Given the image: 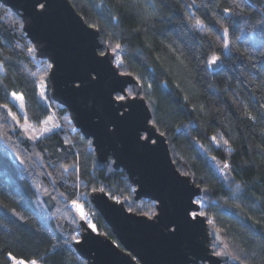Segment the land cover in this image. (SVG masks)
<instances>
[{
	"label": "trees",
	"instance_id": "trees-1",
	"mask_svg": "<svg viewBox=\"0 0 264 264\" xmlns=\"http://www.w3.org/2000/svg\"><path fill=\"white\" fill-rule=\"evenodd\" d=\"M70 2L86 23L97 26L100 53L121 45L125 63L117 65L119 71L131 73L142 85L151 123L167 137L177 169L202 189L195 199L206 201L200 211L217 221L230 248L256 253L249 264H264V0H235L242 10L232 13L223 9L233 7V0H196L195 5L192 0ZM193 16L209 30L193 29ZM224 27L229 29L228 49L223 47ZM29 47L35 49L22 18L0 3V105L18 114L11 94H23L32 125L51 114L62 125L33 142L19 129L13 131L10 117L0 119V264H13L9 253L42 264H88L71 239H80L72 200L79 198L97 233L117 243L91 202L93 189L128 200L130 212L148 217L156 215V203L136 200L126 171L114 169L112 160L108 169L97 166L92 141L75 128L69 110L50 97V60L37 57L36 50L29 54ZM212 54L222 63L214 71L206 63ZM41 80L46 99L39 95ZM127 92L132 95L131 86ZM214 135L229 144L217 148ZM225 162L232 168L227 180L218 172ZM70 165L75 167L64 172Z\"/></svg>",
	"mask_w": 264,
	"mask_h": 264
},
{
	"label": "water",
	"instance_id": "water-1",
	"mask_svg": "<svg viewBox=\"0 0 264 264\" xmlns=\"http://www.w3.org/2000/svg\"><path fill=\"white\" fill-rule=\"evenodd\" d=\"M0 3L22 18L37 57L50 60V97L69 110L75 128L92 141L97 166L108 169L113 161L114 169L126 171L136 200L147 198L156 203V215L148 217L130 212L126 199L117 201L104 191L91 192L92 204L118 243L105 234L91 232L80 219L81 243H74V247L81 258L88 264L230 261L213 254L212 228L206 218H198L203 223L191 220L190 212L200 211L201 206L192 201L202 189L177 169L167 137L151 123L153 116L142 85L133 75L119 71L116 54L109 48L103 55L99 52L103 44L97 29L85 22L70 0ZM221 66L220 59L211 69ZM118 96L125 99L118 100Z\"/></svg>",
	"mask_w": 264,
	"mask_h": 264
},
{
	"label": "snow or ice",
	"instance_id": "snow-or-ice-1",
	"mask_svg": "<svg viewBox=\"0 0 264 264\" xmlns=\"http://www.w3.org/2000/svg\"><path fill=\"white\" fill-rule=\"evenodd\" d=\"M196 0H192V4L195 5ZM41 8L44 7L43 4L40 5ZM236 9H241L242 10V5L240 3H236L235 0H233V7H226L223 9L224 13H232L234 12ZM113 19L115 20L116 18L113 17ZM91 27H97L96 25H91ZM191 27L195 30H198L200 32H207L209 29L207 28L205 21L199 18H195L193 16L192 18V22H191ZM228 35H229V29L227 27L223 28V37H224V43H223V47L225 49L229 48V42H228ZM112 51L114 53H116L115 55V60L117 65H123L125 63V61L121 58L120 56V52L123 51L122 47L120 44H116L115 47L112 49ZM35 52V49L32 47L28 48V53L29 54H33ZM104 53H101V55H103ZM221 59L220 56L216 55V54H212L211 57L206 61L208 66L211 65H215L217 63V61H219ZM182 63V62H181ZM49 68L51 67V65L48 66ZM3 63L0 62V71H3ZM129 75H131V73H128ZM33 75H35V73H33ZM149 88H151V84L148 85ZM40 88L41 91L39 93V95L41 96V98L46 99V92H45V88L46 85L44 83L43 80L40 81ZM12 100L14 102H18V108L21 112H24L25 109V102H24V96L23 94H17L16 92H13L11 94ZM118 100L123 101L125 99L124 96H118L117 97ZM0 108L5 109L6 111L4 113H0V119H3L7 122V118L10 117L11 121H13L15 123V127L13 128V131L19 129L22 134L24 135V137L29 140V141H37L40 140L42 138H44L47 134H51L53 133L55 130L60 129L62 127L61 124L56 123L54 121V118L49 115L47 118L43 119V120H39L38 121V126H34L32 124L29 123L27 114L25 113L23 116V123H21V118L17 116V114L15 112L12 111L11 108H9L8 104H2L0 105ZM245 115L248 116V118L250 120L255 121L256 117L252 116L250 113H245ZM261 117L264 118V113L261 114ZM69 123H71V121H69ZM73 131H75V129H72ZM6 137V133L4 134ZM147 139V137L145 138ZM211 141L216 145L217 148L222 147V146H226L229 144V141L227 139H224V137L221 135L219 136V138L217 136H212L211 137ZM222 141V144H221ZM5 144H8V140L5 138L3 141ZM65 143H71L70 140H66ZM153 144L156 143L155 140L152 141ZM9 147H11V145H9ZM203 147V146H201ZM13 153H16V149L12 148ZM37 157L39 158V154H37ZM16 159H19V156L16 155L15 157ZM213 160H215V157L212 158ZM20 163L23 164L24 161L20 160ZM68 167H75V165H70V166H65L64 167V172L68 171ZM232 171L231 165L227 162L223 163L222 166L218 167V172L219 174L222 176L223 179L227 180L228 179V174ZM93 191H96L95 189H93ZM100 192H103L104 189L100 188L99 189ZM205 193L208 192V189L205 188L203 190ZM236 191H239V187H237ZM61 195H63V193H61ZM236 193L233 192V196H235ZM79 199V198H78ZM78 199H74L72 200V207L79 213V217L82 221H85L87 223V228L91 229V232H96L97 231V226L96 224L92 223L90 216L88 213H86L84 211L83 205L80 204L78 202ZM192 203H194L195 205L198 206H205L206 205V201L203 198L197 199L195 201H192ZM190 217L192 221H198L200 223H203V220H199L198 218L200 217H205L207 220V224L209 226H211L212 231L209 233V235L212 237L211 243H212V247L213 249L219 248V251H214L213 254L216 257H227L229 258L230 261L234 262V264H249L250 260H254L256 259V253L253 252L251 255H249V253H247L245 250H240L239 252H237L236 250L230 248L229 244L226 243L224 241V238L220 235V232L222 231V229L218 226L217 221L214 218H210V217H206V214L202 211H191L190 212ZM256 223H260L259 221H257ZM251 227V226H249ZM87 230V229H85ZM261 236H264V233H260ZM71 239L73 241H75V243L80 244L81 240L77 238V236H72ZM10 259L13 261V264H39V261L37 259H31V260H24V259H18L17 257L13 256L12 253L8 254ZM217 264H219V262H217Z\"/></svg>",
	"mask_w": 264,
	"mask_h": 264
},
{
	"label": "rangeland",
	"instance_id": "rangeland-1",
	"mask_svg": "<svg viewBox=\"0 0 264 264\" xmlns=\"http://www.w3.org/2000/svg\"><path fill=\"white\" fill-rule=\"evenodd\" d=\"M17 94H18V93H17ZM24 102H25V101H24ZM15 103H16L17 106H18V102H15ZM18 112H19V113L17 114V116L21 118V123H23V116H24V114L26 113V111H25V109H24V112H21V111L19 110V108H18ZM51 116L54 118V121H55L56 123H59V121L56 120V117H55L53 114H51ZM29 123H30V122H29ZM30 124H31V123H30ZM59 124H60V123H59ZM55 131H56V130H55ZM47 135H49V134H47ZM47 135H46V136H47ZM46 136H45V137H46ZM45 137H44V138H45ZM90 218H91V216H90ZM91 220H92V218H91ZM39 264H42V263L39 262Z\"/></svg>",
	"mask_w": 264,
	"mask_h": 264
},
{
	"label": "built area",
	"instance_id": "built-area-1",
	"mask_svg": "<svg viewBox=\"0 0 264 264\" xmlns=\"http://www.w3.org/2000/svg\"><path fill=\"white\" fill-rule=\"evenodd\" d=\"M91 219V218H90ZM92 221V220H91Z\"/></svg>",
	"mask_w": 264,
	"mask_h": 264
}]
</instances>
